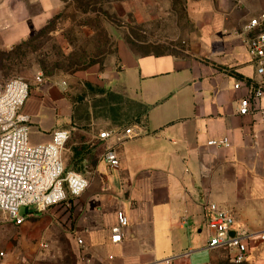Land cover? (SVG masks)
I'll use <instances>...</instances> for the list:
<instances>
[{"label":"crops","instance_id":"obj_1","mask_svg":"<svg viewBox=\"0 0 264 264\" xmlns=\"http://www.w3.org/2000/svg\"><path fill=\"white\" fill-rule=\"evenodd\" d=\"M67 1L0 0V48L41 30ZM262 10L264 0H203L193 15L200 34L185 55H141L120 40L103 68L80 74L99 102L77 106L68 85L34 83L21 110L39 129L32 143L67 130L66 167L89 186L60 205L21 213L25 221L12 222L19 230L0 236V264H213L223 251L207 248L206 202L229 208L235 228L264 232V96L251 113L238 112L255 77L239 32ZM98 108L100 120L81 113ZM125 128L132 133L111 169L99 133ZM222 138L231 145L208 144ZM120 210L127 235L113 243ZM50 249L67 252V263L62 256L54 263ZM247 261L264 264V242L252 243Z\"/></svg>","mask_w":264,"mask_h":264},{"label":"built area","instance_id":"obj_2","mask_svg":"<svg viewBox=\"0 0 264 264\" xmlns=\"http://www.w3.org/2000/svg\"><path fill=\"white\" fill-rule=\"evenodd\" d=\"M239 35L255 64V77L244 85L246 93L238 102V112L246 115L255 109L256 100L264 96V10L249 18ZM34 83H55L63 88L68 85L65 79L53 82L41 72L35 75ZM242 86L240 81L234 84L235 89ZM30 94L31 84L19 77L9 79L0 90V211L18 225L26 219L21 214L22 207L43 211L66 202L69 194L79 196L89 186L87 176L66 170L63 150L70 138L67 130H56L49 142L29 145L30 116L21 110ZM131 133V128L99 133L106 142L103 159L109 168L120 167L117 146ZM208 144L229 147L231 142L222 138L211 139ZM203 209L207 248L226 252L232 262L240 264L247 261L252 243L264 242V232L235 228L236 217L229 208L216 202H206ZM128 224L127 214L118 211L117 224L112 228L113 243L124 240ZM77 241L82 247L85 245L82 238Z\"/></svg>","mask_w":264,"mask_h":264},{"label":"rangeland","instance_id":"obj_3","mask_svg":"<svg viewBox=\"0 0 264 264\" xmlns=\"http://www.w3.org/2000/svg\"><path fill=\"white\" fill-rule=\"evenodd\" d=\"M202 1L92 0L89 4L87 0H68L64 4L68 6L52 22L51 33L45 32L17 52L0 48V90L14 77L28 81L31 87L36 86L34 77L41 72L54 80L65 79L69 87L67 94L73 96L74 105L99 102L101 95L87 85L86 78L80 75L82 71L103 68L113 53L104 57V51L112 44L117 48L120 40L133 43L139 52L185 55L200 34L193 15ZM81 113L88 114L86 120L90 121L93 117L102 119L105 111L82 109ZM38 134L39 129L33 124L29 145H35L32 140H36ZM67 148L66 144L65 165L69 159ZM25 210L27 208L22 207L21 213ZM2 220H6V225ZM12 224L7 214L0 211V236L19 230ZM49 255L54 263L61 256L65 263L69 259L67 252L59 256L50 249ZM225 260L226 252H218L213 264Z\"/></svg>","mask_w":264,"mask_h":264},{"label":"trees","instance_id":"obj_4","mask_svg":"<svg viewBox=\"0 0 264 264\" xmlns=\"http://www.w3.org/2000/svg\"><path fill=\"white\" fill-rule=\"evenodd\" d=\"M72 1H76V0H72ZM82 1V0H80ZM89 1V4L92 3V0H87ZM68 6V4L64 7L66 8ZM64 10V9H63ZM58 14H56L54 17H53V20H51L46 26H44L41 30L37 31L36 33H34L31 37H29L28 39L24 40L23 42L19 43L18 45L14 46L11 51L12 52H17L19 51L22 47L26 46V45H29V44H32L33 41H35L38 37H40V35L44 34L45 32H49L51 33L52 30H54V27H51L52 25V22L55 20V17L57 16ZM126 43L128 44L129 48L134 52V53H138V54H141V55H149V54H155V55H162V54H165V53H155V52H139L135 46H133V43L129 42V41H126ZM10 51V52H11ZM116 51V47H114V45H110L109 46V49L107 51H104L103 53V56L106 57L107 55H110L112 52L114 53ZM112 53V54H113ZM166 53H169V52H166ZM101 62V61H100ZM50 78V77H48ZM66 170H68V168L66 167ZM221 264H237V263H234L230 260V258L227 256V260H225L224 262H222ZM240 264H250V262L248 261H245L243 263H240Z\"/></svg>","mask_w":264,"mask_h":264}]
</instances>
